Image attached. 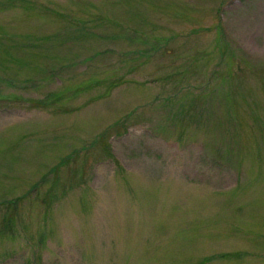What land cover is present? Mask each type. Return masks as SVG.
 Segmentation results:
<instances>
[{
  "label": "rangeland",
  "instance_id": "1",
  "mask_svg": "<svg viewBox=\"0 0 264 264\" xmlns=\"http://www.w3.org/2000/svg\"><path fill=\"white\" fill-rule=\"evenodd\" d=\"M0 264H264V0H0Z\"/></svg>",
  "mask_w": 264,
  "mask_h": 264
},
{
  "label": "trees",
  "instance_id": "2",
  "mask_svg": "<svg viewBox=\"0 0 264 264\" xmlns=\"http://www.w3.org/2000/svg\"><path fill=\"white\" fill-rule=\"evenodd\" d=\"M222 77H223V79H225L226 76L223 75ZM227 77H230V76H227ZM225 82H226V81H225ZM119 83H120V80L113 81L112 84H110L109 90L113 89V88H114L115 86H117ZM38 104H40V105H44L45 102H44V101H38ZM103 144H104V149H105V151H106L108 154H110V153H109V149H108V147L106 146V144H105L104 141H103Z\"/></svg>",
  "mask_w": 264,
  "mask_h": 264
}]
</instances>
